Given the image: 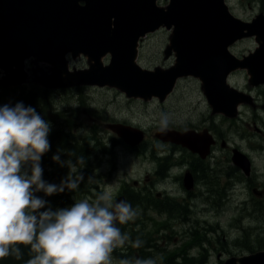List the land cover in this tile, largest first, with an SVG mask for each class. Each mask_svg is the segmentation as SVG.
<instances>
[{"label": "water", "instance_id": "1", "mask_svg": "<svg viewBox=\"0 0 264 264\" xmlns=\"http://www.w3.org/2000/svg\"><path fill=\"white\" fill-rule=\"evenodd\" d=\"M157 1L0 0V68L9 84L24 85L26 61L33 58L52 65L54 81L46 84L49 88L110 86L128 97L161 101L172 93L178 78L193 76L202 82L214 111L224 101L226 113L235 110L241 97L227 83L232 72L249 67L254 84L264 83L263 14L244 22L230 14L225 0H170L167 7H160ZM179 12L190 14L189 21L183 22ZM194 15L201 18L193 19ZM162 26L175 28L166 53H176V65L166 71L143 70L136 61L139 40ZM254 36L261 42L256 55L243 61L230 53L237 41ZM69 54L73 59L83 55L89 70L69 72ZM108 54L111 60L105 66ZM109 128L130 147L139 146L144 139L143 131L137 129L138 136H134V127L128 125ZM157 136L200 153L210 144L207 138L201 150L197 143L203 142L202 136L194 133L164 130ZM240 264H264V252L242 258Z\"/></svg>", "mask_w": 264, "mask_h": 264}, {"label": "rangeland", "instance_id": "2", "mask_svg": "<svg viewBox=\"0 0 264 264\" xmlns=\"http://www.w3.org/2000/svg\"><path fill=\"white\" fill-rule=\"evenodd\" d=\"M166 3H167L166 1L162 2L161 7L165 5ZM230 5L234 9L232 13L235 16H237L239 19H242L244 21L249 22L251 20L252 22L255 19V17L259 14H263V18H264V0H253V2H249V4H248V0H230ZM246 38L248 39L245 40L244 38L243 39L244 41H241L239 43V46L236 44L234 45L236 47L233 48L234 54L239 56V58H237V56L235 57L239 60H243L245 56H248L251 53H253L252 56L256 55V51L260 50L261 42L258 43L257 41L253 40V38H249V37H246ZM170 39L171 38L169 37V35L165 32L163 35H158L157 37H154L149 41L147 40V43L145 44V46H143L144 55L142 57V60L141 58H139L141 62H139L138 60L139 62L138 65L141 67V64H142L143 68L149 69L152 71H157L156 69H161L164 71V70H168L171 67L175 66L176 61H173V59H170L171 57H175V56L174 55L167 56L166 54V49L168 48ZM69 56L67 58H69ZM33 60L35 59L32 58L26 61V65H27L26 73H27L28 79H27V83L24 85L9 84L7 80L8 75L3 69L0 68V87L1 89L13 88L12 91L14 92V88H15L17 89L16 90L17 92V91H20L22 88L27 91L34 88L37 90V92H40V93L46 92V91L52 92L51 93L52 96H50V98L48 99L50 108H48L47 110L48 114L47 112L45 113L49 117V120H51L50 123L48 122L49 126H53V128H55V126L57 128H65L66 132L67 130L70 133L72 132L75 136H77V138H79L78 144H81L80 143L81 138L89 139V144H88L89 151H90L89 160L92 164L91 165L92 169L96 170L95 174H99V172H102L101 166H103L104 164V167L102 170H104L107 174L115 172L116 175H121L119 176L121 180H124L123 178L124 174H128L129 176L135 175L136 177H139V173L142 171L141 169L143 166L147 167V166L154 165L155 163L154 156H157L158 158H162L163 156L166 157L167 155H169L167 150L164 152L163 156L158 155L159 153H162L163 151L160 152L158 148H156L154 145H151V142L158 141L156 136L160 134L157 131L161 129L160 120H161L162 114H166L169 118V122H168L169 127L167 125V128H166V130L168 131H171L172 125L181 124V122L185 120H186L185 128H187V122H188L187 120L191 117V115H193L191 122L193 121L201 122V124L197 126L199 128L202 127L203 124H205V126L210 125L211 120H213V115H211L210 110L211 108H213L212 112L215 113L214 111L215 105L212 104L209 100H207L208 102H205L206 97L203 98V101L201 100L199 95L203 94L201 92V89L203 88V86L196 85V83L193 80L189 81L187 78H184L187 81L181 82L182 84L180 87L181 91L177 92L176 96L168 100V102L165 103V105H159L157 102L152 103V102H149V100H145L141 97L139 98H141L143 102L139 100H135V99L131 100L130 97L129 98H127V96L123 97L119 93V90L113 91V89L115 88L109 89L108 87L107 89H101V88L98 89V88H95V86H91V88L87 87L89 88V90H86V92H83V91L79 92V90H81V86L77 87V90L71 87L69 88L61 87V88H57L55 92V88H49L46 86V84L52 85V82L54 81L53 79L54 73H53L52 65L47 61L33 62ZM77 60L79 59L77 58ZM77 60H73V62H71V58H69L68 64H71V66L75 64V66H77ZM87 62L83 61L80 64H78L77 69L83 70V71L89 70L90 66ZM104 63H108V60L104 59ZM75 66H73V68H69V67L68 68L74 71ZM249 66H251V64ZM85 68H87V70H85ZM241 68L243 67L241 66ZM241 68L237 70H241ZM247 72H248L247 75L239 74V77H237V74H235L234 75L235 78H233L232 82L230 81V84H233V82H235L233 86H235V88H239L241 90V94L245 97H247V95H244L245 92H247L248 94H251V92H254L255 95H258V96L259 94H261V96H259L260 104L263 103L262 105L264 106V99H263V96H264V85L263 84L264 83L261 85L257 84V86H255L254 81L252 80L253 75L250 74L249 67H247ZM50 75H51V82L48 81ZM45 78L48 79L47 82H45ZM43 82H45V84H43ZM251 82H253V85L251 84ZM17 86H19V88H17ZM27 86L29 88H27ZM233 86L231 87L233 88ZM53 92H55V94H53ZM203 92L205 91L203 90ZM239 100L242 101L241 102L242 104L238 102L236 106V110L238 109L240 104L243 105L245 104V102H247L248 105L252 104V102L244 101L243 98H240ZM37 103H39V105L43 107L41 100L38 101ZM208 103L211 104V106H209ZM204 104H207V106H205ZM263 106H261V108ZM217 108L219 109L226 108L224 101L220 104V106L217 105ZM41 109H44V107ZM207 110H209V114ZM253 110L255 109L253 108ZM253 110H250L249 114L243 116L245 122H243V120H240L237 123H234L233 126H229L227 124L223 125L225 123L220 121L219 119L220 115L214 116L215 124H216V127L218 128L219 133L224 134V137L227 138V140H229V142L227 143H229L232 146L233 144H235V147L239 146V148H242L243 154H245L250 159H251V154H253L251 150H253V148L255 149V154H253L252 161H253L254 168H255L256 178H254L253 182H251L250 184L251 188H249V186H243L242 187L243 192H237L236 194H235V190L233 191L231 190V192H229V198L225 200V202L226 201L227 202L226 203L223 202V204H221V200L224 197L223 191H221V185L219 183V178L215 176V180H213V186H215V188H213L212 186V190L214 191L213 192L214 194L210 195V198L215 199L214 202H217V200H219L220 206H217L214 203L207 204V206L209 207L207 209L210 211L206 213L207 216H204V218H207V220L208 219L213 220L212 218L213 214H215L216 216H220L223 213V210L219 212V208H225V213L228 212V210L230 209L229 206L231 205H233L234 208H237V212H236L237 214H235V216L238 219L235 224L236 226L239 227L240 230L239 229L237 230L236 228L233 227L235 232L232 233V235H230L229 238H225L227 234H223V230L227 232L225 226H223L224 228L221 227V230H219V234H217L218 229L215 230V232H213V234L217 236V241H221V236H223V242L229 243L228 249L232 253H242L237 259L239 258L242 259V258H245V256L256 255L257 253L264 252L263 251L264 250V203L259 204V205L254 204L253 203L254 201L250 199L251 189L256 185H263L260 181H264V140H263L264 139V120H263V115L259 116V120H257V116L259 115V109L255 110V112H253ZM251 112H253V118L257 120V126H255V120L251 118ZM262 112H264V107L263 109H261V114ZM217 114L225 115L223 113H217ZM206 116L207 118H205ZM210 116L212 118L211 120H209ZM234 116H236V113L234 114ZM233 118L236 119V117H233ZM250 118H251V122H249ZM261 120H263V122ZM207 122H209V124H207ZM247 122H249V124H247ZM110 124L111 125L121 124V125H128V126L134 127L133 131H131L133 132L132 135L134 136H138L137 129L143 131L145 135V139H147V142H145L143 146L147 147V151L144 152L143 154L137 153L138 155L134 154L133 152H130L128 149L126 152L125 147H123V144H125V142L119 138L118 134L114 133L109 128ZM190 125L191 124H189V126ZM256 128H261V133L262 132L263 133L259 134L258 129H257L255 130V134H253V131ZM258 134H259V137H258ZM206 139H207V135L205 136L202 135L201 140H203V142H199L198 140L197 144L200 145V148L201 146H204V140ZM119 140H121L123 144L119 143ZM125 146H127V144H125ZM127 147L131 148L130 146H127ZM110 148H113V149H110ZM107 149H109L111 152H107ZM153 150H155V153H154L155 155L152 152ZM201 150H203V148H201ZM229 152H230L229 149L223 151V155H221L222 158L227 157L226 154H228ZM247 152L249 154H247ZM175 156H176V160L178 159L177 160L178 162L179 158L181 157V154L175 153ZM98 158H99V162H98ZM73 160L74 159L71 160V165L69 163V166H71V168H73L74 170L75 167L73 164ZM142 160H145V161L141 162ZM173 160L175 162V158H173ZM59 164H61L60 167H63V168L67 166L65 165V160H62ZM97 164H99V166H97ZM96 166L97 168H95ZM175 168L173 170H175ZM183 168H185V164ZM84 170H85V167L81 166V168L77 169L76 171L79 172V171H84ZM173 170L171 172H173ZM218 170H219L218 172L220 176H223V174L226 172V170L223 168L222 169L219 168ZM22 171L26 172L28 175H31V165L29 164L26 168L24 165ZM45 172H47V169H45ZM171 172L169 174H171ZM177 172H179V170H177ZM54 174H55V171L53 169V177H55ZM74 174H75L74 178H77L76 172H74ZM79 174H81V172H79ZM95 174H92L89 177V184H93V180H91V178H93ZM107 174H105L106 177L110 178V176H107ZM115 174H113V176H115ZM173 174H175V172H173ZM173 174H171V176H173ZM179 174H181V172H179ZM237 175L238 177L241 176L240 174H237ZM257 176H259V178H257ZM55 178L57 179L55 180V182H53V184L55 185L61 184L58 177H55ZM234 179H236V176L235 178L229 177L228 178L229 183L231 182V180H234ZM241 179L244 180V178H241ZM45 182L47 183L46 180ZM107 182L108 181L105 180V182H103L102 187L105 188L107 186ZM169 182L171 181L169 180ZM169 182H167L168 188H169ZM114 183L115 182H113V184ZM113 184H111V186H113ZM81 185L83 186V184ZM231 185L232 184H229V188L231 187ZM257 188L261 189L260 187H257ZM33 189H34V195L36 197L41 198L44 201H46L45 207L47 208V210L49 208H54L53 211H56L58 209L69 208L70 205L73 206L72 204L73 201L75 202L79 201L78 199L75 198V196L71 194L73 198H71L70 203L67 202V200H70V198L68 199L65 198V192L69 190L67 188H65V192H62L61 194L59 193V201L56 200V195L49 196L44 192V197H43L42 191H35V186H33ZM237 190H241V188H238ZM70 191L71 190H69V192ZM115 191H117V188H115ZM202 192L204 193V196H200L199 198L200 200L197 202V204H201V206H203V200H205L206 189L202 190ZM219 192H221V196H219ZM247 192H249V194H247ZM226 193L227 192H225L224 194ZM233 194H235V197H233ZM239 194H241V200H239ZM181 196L183 197V194ZM201 198H203V200H201ZM245 198H247V200H245ZM85 199L89 201V196H87L86 194H83V200ZM182 199L186 200V202H191V204L196 202V201H193V199L191 200L185 199V198H182ZM115 200H117V197L113 198V200H111V203L115 204ZM118 201L119 200H117V202ZM237 202H239V206H237ZM225 204H227V206H225ZM243 204L247 205V209H246V206H243ZM201 206H198V207L201 208ZM215 206H217V210H215ZM47 210H41V212H44ZM243 214H245V216H243ZM239 218H243V220H239ZM245 218L247 219L245 220ZM192 220H194V218H192ZM213 222H217V217L215 218V220H213ZM239 224H241V226H239ZM156 226L157 228H159V222H157ZM257 226H259V228H257ZM206 227H211V224L207 225ZM157 228H155L153 232H157ZM162 234H164V232H162ZM207 234L209 233L205 231L204 232L201 231L198 234V236L201 238L203 237L206 238ZM213 234H209V237L213 236ZM233 238H235V240H233ZM157 242L159 241L157 240ZM231 244H233V246H231ZM167 247L171 249L174 248V246L173 247L167 246ZM213 247L216 248V250L218 248L217 245ZM245 247L249 248V252L245 250ZM181 249H185L184 244L182 245ZM209 250H210V247H209ZM155 252H158V250H155ZM163 252H165V254H163ZM193 252H195V254L193 255L197 256L200 250L194 249ZM159 254H161V256H159V258H161L160 261H164L165 256H167V254H170V252L162 250L161 252H159ZM243 254H245V256H243ZM177 256L179 257L176 261L177 264H185L186 254H178ZM183 256H185V258H183ZM209 256H212L211 257L212 261H214L216 258L215 254L209 253ZM231 256L235 258L237 257L234 254H231ZM111 260L113 262V256H111ZM191 262H193V264H198L199 259L193 258ZM191 262H189V264H191Z\"/></svg>", "mask_w": 264, "mask_h": 264}, {"label": "flooded vegetation", "instance_id": "3", "mask_svg": "<svg viewBox=\"0 0 264 264\" xmlns=\"http://www.w3.org/2000/svg\"><path fill=\"white\" fill-rule=\"evenodd\" d=\"M249 2H253V0H248V4ZM171 55H174L175 57H171L170 59L175 61L176 54L172 52ZM238 74L239 73H237V75ZM242 74H245V72ZM187 79L189 81L193 80L198 86H202L201 82L196 78L188 77ZM182 81L187 80H179L176 84V87L172 91L173 93L166 99V101L161 102L158 99H154L153 101L157 102L159 105H165L168 100L176 96L177 92L181 91L180 87L182 85ZM86 90H89V88L83 87L81 90H79V92H86ZM201 92L203 93L199 95L201 100L203 101V98L206 97L205 102H208L207 100L209 99L207 98L205 92H203V88L201 89ZM251 94L245 92L244 95H247V97L241 96L238 98V100L243 98L244 101L252 102V104L248 105L247 102H245V104L241 105L242 101L239 100L241 104L237 110L236 107L235 110L232 108L234 111H231L228 108L231 113H226L224 108L217 109V112L214 113L212 112L213 108H211L210 112L211 115H213V120H211L212 118L210 116L209 120H211V124L208 126L203 124L202 127H197L199 124H201V122H191L193 115H191V117L187 120V128H185L186 120L181 122V124L171 126L170 132L194 133L201 136L207 135V138H210L208 140L210 144L208 148L204 149V153L195 152L191 148L189 149L188 147H185L183 144H177L175 140L164 141L165 139L156 136L158 141L151 142V145H154L156 148H158L160 152L163 151L158 155L163 156L166 150L169 155L166 157L163 156L162 158L154 156V165L147 167L143 166L141 169L142 171L139 173V177H136L135 175L129 176L128 174H124V180H121L119 178L121 175H116L115 172L107 174L104 170H102L104 167L103 164V166H101L102 172L95 174L96 170L90 168V171L86 174V178L80 181L79 186L75 190H71L70 192L69 190H67V192L64 190L65 198H70V200H67L68 203L71 202V198H73V196H75V198L79 201H82L83 194L89 196V202L94 203L99 195L104 192H109L111 193V200L117 197V200H126L132 205V208L136 212V216L125 224H119L117 222V227L120 228L121 233L126 234L129 239L123 245L117 246L113 250L111 253V256H113L112 264H119L121 260H128L131 262V264H135L137 259H150L153 261V264H177L176 261L179 258L177 256L178 254H186V258L183 256V258H185V264H189L193 258L199 259L198 264H240V258H237L242 253H232L228 249L229 243L223 242V236H221V241H217V236L213 234V232H215L217 229V234H219L221 227L224 228L223 226H225L227 232L223 230V234H227L225 238H229V236L235 232L233 227L237 230L239 229V227L235 224L238 219L235 216V214H237V208H234L233 205H231L229 206L230 209L226 213L225 208H219V212L223 210V213L220 216L213 214L212 217L213 220H215L217 217V222H213V220L210 219L207 220V218H204V216H207L206 213L210 211L207 209L209 208L207 204L214 203L217 206H220L219 200L214 202L215 199L210 198V195L214 194L212 186L215 176L219 178L221 191H223L224 197L221 200V204H223V202L229 198V192H231V190H235V194L237 192H243L242 187L249 186V188H251L250 184L253 182V179L256 178L255 168L252 161L253 154H255V149L253 148V150H251L253 154H251L250 159L245 154H243L242 148H239V146L235 147V144L232 146L227 143L229 140L224 137V134L219 133L214 118V116L220 115V121L225 123L223 125L227 124L229 126H233L234 123H237L240 120L245 122L243 116L249 114L250 110H253L254 108L255 110L259 109L257 120H259V116L261 115H263L264 120V112L261 114V109H263L264 106L262 105L263 103L260 104L259 98L261 94L257 93L259 96L255 95L254 92H251ZM137 100L143 102L141 99ZM204 105L207 106V104ZM209 106H211V104H209ZM261 106L263 107L261 108ZM255 110H253V112H255ZM207 112L209 114V110H207ZM253 112H251V118H253ZM217 113H223L225 115ZM235 113L236 116H234ZM233 117H236V119ZM205 118H207V116ZM251 118L249 122H251ZM253 120H255V118H253ZM257 120H255V126H257ZM263 120L261 121L263 122ZM249 122H247V124H249ZM189 124L191 125L189 126ZM207 124H209V122H207ZM257 129L259 134L263 133H261V128H256L254 129L253 134H255V130ZM161 131L162 130L159 129L157 132L160 133ZM145 142H147V139H145L144 142L136 148H129L125 146V144H123V147H125L126 152L128 149L134 154H143L147 151V147L143 146ZM227 149H229L230 152L226 154L227 157L222 158L221 155H223V151ZM152 152L154 154L155 150ZM175 153L181 154L178 162V159L176 160ZM247 154L249 153L247 152ZM173 158H175V162ZM144 161L145 160H142L141 162ZM89 163L92 165L90 160ZM184 164L185 168H183ZM97 166H99V164H97ZM97 166L95 168H97ZM174 168L175 170H173ZM219 168L226 170L223 176L219 175ZM172 170L175 172V174L171 172ZM177 170H179L181 174H179ZM170 172L173 174V176L169 174ZM236 173L240 174L241 176L238 177ZM92 174H95V176L91 178V180H93V184H89V177ZM105 174L110 176V178H107ZM113 174H115L117 177L113 176ZM79 176H81V174L76 173V177ZM235 176L236 179L231 180L229 183L228 178H235ZM51 177L53 176H50V179L46 180L49 184H53V182H55L54 180L57 179ZM241 178H244V180ZM257 178H259V176H257ZM105 180L108 182L107 186L104 188L102 186ZM169 180L171 182H169ZM111 181L115 183L113 184ZM94 182L97 185H95ZM167 182H169V188L167 187ZM260 182L263 185L254 186L251 189L250 198L254 201V204L258 205L264 203V181ZM81 184H83V186ZM111 184H113V186H111ZM229 184H232L230 188ZM257 187H260L261 189H258ZM115 188H117V191H115ZM213 188H215V186H213ZM238 188H241V190H237ZM204 189H206L205 200L201 198V200H203V206H201V204H197V202L200 200V196H204V193L202 192ZM42 192L44 197V191ZM225 192L227 193L224 194ZM57 193L55 194L56 200L59 201V193L61 194V192ZM71 194L73 196H71ZM182 194L183 197L181 196ZM235 194H233V197H235ZM247 194H249V192H247ZM219 196H221V192H219ZM181 197L189 200L193 199V201L196 202L191 204V202H186V200H183ZM117 200H115V203ZM239 200H241V194H239ZM245 200H247V198H245ZM75 203V201L72 202L73 205ZM198 206H201V208ZM217 206H215V210H217ZM225 206H227V204H225ZM237 206H239V202H237ZM243 206H246L247 209V205L243 204ZM243 216H245V214H243ZM192 218H194V220H192ZM246 219L247 218H245V220ZM239 220H243V218H239ZM157 222H159V228L156 226ZM209 224H211V227H206ZM239 226H241V224H239ZM155 228H157V232H153ZM257 228H259V226H257ZM201 231L213 234L215 237H209V234H207L206 238H201L198 236ZM162 232H164V234H162ZM137 240L140 241L139 246H135ZM157 240L159 242H157ZM233 240H235V238H233ZM183 244L185 249H181ZM215 245L218 246L217 250L213 247ZM167 246H174V248L171 249ZM231 246H233V244H231ZM194 249L200 250L197 256L193 255L195 254V252H193ZM155 250H158V252H155ZM162 250L170 252V254L165 256L164 261H160L161 258H159V256H161L159 252ZM245 250L249 252V248L245 247ZM209 253L215 254L216 258L214 261L211 260L213 255L209 256ZM163 254H165V252H163ZM231 254H234L237 257L235 258L231 256ZM243 256H245V254H243ZM191 264H193V262H191Z\"/></svg>", "mask_w": 264, "mask_h": 264}, {"label": "clouds", "instance_id": "4", "mask_svg": "<svg viewBox=\"0 0 264 264\" xmlns=\"http://www.w3.org/2000/svg\"><path fill=\"white\" fill-rule=\"evenodd\" d=\"M169 118L162 114L161 130ZM49 124L32 107L22 103L0 107V259L20 257L18 245L30 246L34 255L27 264H112L111 253L129 238L117 222L125 224L136 216L126 200L111 203L104 192L94 203L76 201L70 208L39 212L46 201L34 195L44 191L51 196L75 190L82 176L71 175L60 185L42 179L40 160L49 151ZM59 161V156H54ZM31 162V175L23 172ZM137 240L135 246H139ZM119 264H131L121 260ZM135 264H153L137 259Z\"/></svg>", "mask_w": 264, "mask_h": 264}, {"label": "trees", "instance_id": "5", "mask_svg": "<svg viewBox=\"0 0 264 264\" xmlns=\"http://www.w3.org/2000/svg\"><path fill=\"white\" fill-rule=\"evenodd\" d=\"M12 90L13 88L1 89L0 87V107H3L4 105L15 107L16 104L22 103L26 108L27 107L34 108L35 111L46 122H49V123L51 122V120H49V117L47 116L48 114L47 110L48 108H50L48 99L50 98V96H52L51 95L52 92L46 91V92L40 93V92H37V90L34 88H32L29 91L23 88L17 92H16L17 89L15 88H14V92ZM40 100L42 101L44 109H41L43 107H41L39 103H37ZM46 112L47 114H45ZM49 128L50 130H49L47 139L49 141L50 148L48 152L42 155L41 160H40V166L43 170L42 179L44 181L49 180L50 179L49 177L53 176V169L55 171L54 176L58 177L60 182L65 181L69 177V175H71L74 178V175H75L74 172L76 173L81 172V176L83 177V179H85L86 174L90 171V168H92V166L89 163V155H90L89 145H88L89 139L81 138V141H80V143L82 144L81 145V144H78L79 138H77V136H75L72 132L70 133L68 130L66 132L65 128H57L56 126L55 128H53V126H49ZM119 143L123 144V142L120 140H119ZM107 152H111V151L107 149ZM54 156H59V161L54 160L53 159ZM72 159H74L73 160V164L75 167L74 170L73 168H71V166H69V163L71 165ZM62 160H65V165H67L65 166V168L60 167L61 164L59 163ZM29 164L31 165V162L26 164L25 168ZM81 166L85 167V171L77 172L76 170L81 168ZM45 169H47V172H45ZM55 177H51V178H55ZM41 210H47V208L44 207L42 209H39L38 211L41 212ZM51 210L53 211L54 208H51ZM17 247H19V250L21 253L20 257L17 258L15 255H9L3 259H0V264H27V261L34 255V253H32L30 249V246L18 245Z\"/></svg>", "mask_w": 264, "mask_h": 264}, {"label": "bare ground", "instance_id": "6", "mask_svg": "<svg viewBox=\"0 0 264 264\" xmlns=\"http://www.w3.org/2000/svg\"><path fill=\"white\" fill-rule=\"evenodd\" d=\"M202 14V13H201ZM187 16H191L190 14H187V13H182V12H179V17H180V19H182L183 20V22H188L189 21V19L190 18H187ZM193 17V16H192ZM196 18H201L199 15H194V17H193V19H196ZM198 19V20H199ZM191 21H193V20H191ZM263 41H264V38H263ZM263 44H264V42H263ZM264 46V45H263ZM113 143V142H112ZM110 149H113V148H110ZM55 181V180H54Z\"/></svg>", "mask_w": 264, "mask_h": 264}]
</instances>
